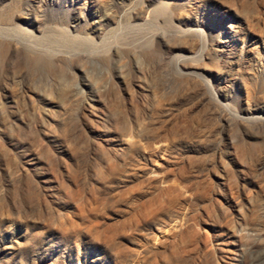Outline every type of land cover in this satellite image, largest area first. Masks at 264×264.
Listing matches in <instances>:
<instances>
[{"label":"rangeland","instance_id":"1","mask_svg":"<svg viewBox=\"0 0 264 264\" xmlns=\"http://www.w3.org/2000/svg\"><path fill=\"white\" fill-rule=\"evenodd\" d=\"M0 28V264H264V0H0Z\"/></svg>","mask_w":264,"mask_h":264},{"label":"bare ground","instance_id":"2","mask_svg":"<svg viewBox=\"0 0 264 264\" xmlns=\"http://www.w3.org/2000/svg\"><path fill=\"white\" fill-rule=\"evenodd\" d=\"M19 30V28H17V27H14L13 29H12V31L13 32H19L18 31ZM8 32V29L7 28H0V35L1 34H4V33H7ZM6 36H8V35H6ZM20 39H18L17 37H15V36H12V38H10V42H9V44H10V46L12 47V48H18V47H20V46H23L24 48H26L27 46H28V48L31 50V51H33L34 50V47H31V46H29V45H25V44H22V43H20ZM34 41H39V40H37V39H35ZM72 41H74V40H72ZM81 43V42H80ZM48 56L49 57H47V60H50V63L52 64V54H48ZM101 88L100 87H97V89L95 90L96 91V93H100V90ZM79 90V92L81 93V94H83L84 92L81 90V89H78ZM76 94V93H75ZM49 98L50 99H54L53 97H51V96H49ZM51 101V100H50ZM85 101H87V99H85ZM96 101L97 102H100V100H99V98H97L96 99ZM88 102V101H87ZM53 103V102H52ZM90 105L92 106V107H94V105H92L91 103H90ZM242 220H243V218L244 217H242V215H241V217H240ZM241 220V221H242ZM241 221H238V225L239 226H241V224H242V222ZM264 224V220L263 221H260V223H254V226L255 227H253L254 228V231L255 232H252V233H248L247 235L249 236V237H251V239L254 241L255 240V236H257V234L261 231V227H262V225ZM238 226V227H239ZM245 226L244 227H242L241 228V231H243V230H245ZM259 229V230H258ZM232 230V229H231ZM233 230H235L234 228H233ZM232 230V233L234 232ZM253 237V238H252ZM260 259L264 262V255H262L261 257H260ZM242 259H240V258H236V257H231V258H229V261H227L225 264H242V261H241Z\"/></svg>","mask_w":264,"mask_h":264}]
</instances>
